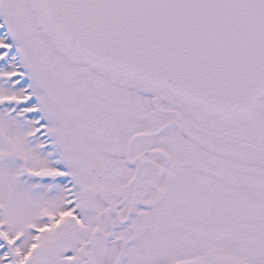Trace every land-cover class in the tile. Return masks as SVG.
<instances>
[{"label":"snow or ice","instance_id":"6c2138e0","mask_svg":"<svg viewBox=\"0 0 264 264\" xmlns=\"http://www.w3.org/2000/svg\"><path fill=\"white\" fill-rule=\"evenodd\" d=\"M0 264H264V0H0Z\"/></svg>","mask_w":264,"mask_h":264}]
</instances>
